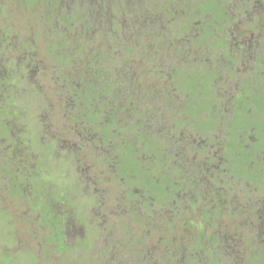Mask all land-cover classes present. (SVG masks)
<instances>
[{
	"label": "rangeland",
	"instance_id": "374dc122",
	"mask_svg": "<svg viewBox=\"0 0 264 264\" xmlns=\"http://www.w3.org/2000/svg\"><path fill=\"white\" fill-rule=\"evenodd\" d=\"M120 1H47L60 9L67 3L66 17L72 15L71 7L75 3L91 9L93 23L68 25L61 22L60 10L45 0H0V84L4 85V88L0 85V151L11 156L6 167L0 166V264H122V260L116 261L117 254L140 264L148 255L143 256V250L168 247V240L172 241L174 236L169 233L171 227L179 232L170 248L187 261L197 259L204 250L200 244L187 239L185 222H202L203 215L214 216L215 211L209 207L214 203L203 199L198 207L188 204L196 175L188 176L176 186L175 178L161 174L169 171L167 157L171 158L173 173L184 174L180 170L181 160L170 150L174 147L179 151L181 141L196 148L190 152L194 159L189 155L184 161L187 167L193 168L192 162L197 160L201 163L202 154L207 159L213 157L210 151L203 153L202 143L219 151L226 160L221 166V156L207 163L211 172L216 171L215 164L223 171L215 179L208 176L214 187L209 196L219 194L216 190L221 187L222 192L238 194L239 199L232 203L233 197L222 198L226 202L225 216H234L243 225L240 229H217L224 236L225 255L237 264H246L244 254L256 261L254 264H264V255L258 252L254 259L245 252L248 239H252L246 233L247 218L256 210L255 203L247 199L264 195V183L262 189L257 188L264 178L254 155L263 145L257 144L246 152L239 137V133L255 127L254 136L264 143V85H259L257 94L250 95L251 102L246 109L251 115L242 112L239 119L243 123L238 121L235 126V111L230 115L229 137L221 134L217 140L206 139V136L216 137L220 129L215 117L221 119L219 114L224 111L220 110L221 105L215 106L216 101H226L212 91L217 73L211 68L228 73V65L220 67V59L224 58L234 61V67L238 65L232 49L235 45L227 37L235 32L236 21L232 16L237 18L244 10L249 12L250 17L240 16L245 24L241 28L252 23L254 15L257 21L261 18L264 21V0L260 1L261 5L251 0L254 5L245 4L244 10L239 0H169L165 9L157 6L160 0H124L121 7ZM128 1L133 3L130 8ZM255 5L261 8L257 13L252 12ZM183 18L192 21L189 25L195 26V33L187 30L189 26L186 20L183 23ZM119 19L125 28L123 34L118 32ZM182 25L185 30L181 29ZM107 34H113L112 37L118 34V37L114 41ZM194 34L198 35L196 42L190 37ZM50 41H57L58 46ZM79 46L86 51L70 58ZM103 49L110 50L106 53L108 56ZM174 58L179 60L174 62L175 66L171 63ZM111 66H115L113 76L120 77L124 83L123 93L133 91L135 103L131 100L133 104L127 103V109L126 102L113 95H107L112 99L107 104L92 102L98 98L90 90L84 95L90 83L102 93L106 79L98 71L104 67L108 71ZM111 89L108 87L106 91ZM69 106L81 109L74 111ZM68 116L71 120L79 117L76 120L82 137L91 140L96 135L97 143L84 142L87 147L83 151L62 149L67 140H72L77 147V125ZM112 123L116 137L104 138L101 145L104 137L101 127ZM111 129L104 130L106 136L111 135ZM208 131L212 133L206 134ZM15 136L21 138L17 141L18 147ZM120 143L124 149L115 150ZM99 147L118 154V159L111 156L106 164L99 163L96 158ZM25 158L29 165L21 166L20 160ZM229 173L242 178L243 183L230 181ZM18 185L17 191L13 187ZM171 191L177 195H171ZM61 211L67 213L58 239ZM191 227L198 232L202 230L199 224ZM195 230L190 231L191 240L199 238ZM244 240V247L238 245ZM140 241H144L141 246ZM109 242L116 246L113 257ZM137 253L142 256H136ZM220 254L218 251L214 255L213 263L214 256L204 260L224 264L217 261Z\"/></svg>",
	"mask_w": 264,
	"mask_h": 264
},
{
	"label": "flooded vegetation",
	"instance_id": "af4514ba",
	"mask_svg": "<svg viewBox=\"0 0 264 264\" xmlns=\"http://www.w3.org/2000/svg\"><path fill=\"white\" fill-rule=\"evenodd\" d=\"M260 1L261 0H258V1L256 0V1H254V3L261 5ZM226 2H234V1L227 0ZM238 2H243L240 4L241 10L246 9L245 4H246V6L248 4L251 7L254 5L253 2L251 3V0H239ZM222 3L223 2H221V4ZM221 8H222V5H221ZM263 8H264V5L262 6V10H263ZM260 9H261L260 6L255 5L252 12L257 13L260 11ZM222 12H224V10ZM243 15H247L248 17H250L249 12H246V10L239 13L237 18L236 17L234 18L233 17L234 15L232 16L233 20L236 21L235 32H233L231 35H229V34L227 35L228 39L230 38L231 42L235 45V47L232 49H234L233 51L236 54L235 63H237L238 65L234 67L232 65L234 63V61H232L230 59L225 60V58H224V60L220 59L222 61V66H220V67L228 65L230 67L228 73H224L222 71H219V69L211 68L212 71H216V73H217L216 79H214L212 81V86H213V87L211 86L212 91L213 92L215 91V92H218L219 94H221L222 99H226V101L220 100V102H219L216 98H214V101H216V100L218 101V102L216 101L215 106L217 107V106L221 105L220 110H222L224 112H221L219 114L221 119L215 117L216 125L220 128L217 136L216 137H207L206 136V139L215 138V140H217L219 135H221V134H224L225 136L229 137V134H230L229 128L231 126L229 123L230 115H232V113L235 111V126H236V124L239 123L238 121H242V123H243V120L239 119L241 116V113L246 111L247 116L251 115V111L246 109V107L249 106L250 102H251V96L250 95L257 94L258 90H259L258 89L259 85L260 84L264 85V21L262 18L260 21H257L256 20L257 16L254 15L253 16L254 19H252V21H250L252 23L246 24L245 28H241L242 25H245V24H244V21L240 20L239 18H240V16H243ZM184 20L187 21L188 26H189L187 28V30H189L190 32L193 31V33H195V31H194L195 26L189 25V22H192V21L189 20L188 18H183V23H184ZM184 25L181 26V29L184 28V30H185ZM221 25H223V24H221ZM171 27H172V24H171ZM156 31H158V30H156ZM223 32H225V31H223ZM190 37H194L193 40L196 42L198 35L196 34V36H195V34H194V36L191 35ZM180 51L177 50V52H180ZM181 55H183L182 52H181ZM76 57H78V55ZM181 58H182V56H181ZM226 58H229V57H226ZM174 62L178 63L179 60L174 58L173 63H172L173 65H174ZM122 63H123V61H122ZM180 64H181V62H180ZM239 65H242V66L239 67ZM172 76L173 75L171 74V77ZM207 76H208V74H206L203 78L206 79ZM68 80L69 79H66L65 81H68ZM118 80L119 79H116L115 76L113 78H112V76L107 77L106 81L104 82L105 84L102 86L103 88L101 89L102 93L100 94V92H98V94H99L98 96H100V97H98V96H96V94H94V98L97 97L98 99H97V101H95L93 99L92 102H96V103L99 102L98 104L105 102L107 104V102L112 100V99L110 97L108 98L107 95H111V94L106 91V88L112 87V89H114L115 91L118 89L116 91V92H118V95H116V92H115V94H113L114 98H120L121 101L126 102L125 103L126 109H127V103L128 104L129 103L130 104L135 103L134 101H133V103H131V100L129 98H127L128 97L127 92L125 94L123 93V84L124 83L122 81H120V83H119ZM108 81H110V83H107ZM125 84H126V86L128 85L127 81L125 82ZM0 85H1V87L4 88L3 84H0ZM118 85H119V88H117ZM173 85H175V84H173ZM173 85H171L170 87H172ZM87 88H88V84H87ZM87 91L84 93V95L87 93ZM69 101L72 102V99ZM107 106L111 107V104H108ZM82 107H85L87 109L85 104H83ZM69 108H70V110H74V111H78V110L80 111V109H81L80 106H78L76 108L74 106H69ZM87 110L90 112V109H87ZM225 114H226V116H225ZM76 118H79V117H75L74 120H71V118L69 117V121L71 120L70 121L71 123L77 125V128H76V133H77V135H76L77 143L76 144H77V147H74V144L72 143L73 141L70 139L71 141L67 140V141L63 142L66 146L62 147V149L75 148L78 150L81 149V151H83V149L85 147H87L86 145H83L84 142L92 143L91 145H95L97 143L98 139L95 141V138H97L96 135L91 140H87L84 137H82L81 133L78 130L79 120H76ZM222 122H225V124L220 125ZM112 126H113V123L110 125L105 124V125H103V127H101L102 128L101 131L103 132V129H107V128L111 129ZM71 127H74V125H71ZM66 128L69 130V127H66ZM89 129L93 130L92 128H89ZM246 130H248V132L239 133V137L241 138L240 143H241L242 149L244 151H246V152L250 151L253 148V146H255L257 144L263 145L260 150H258L257 152L254 153V155H255V159L260 162V166L262 168L260 170V175L264 178V143L259 142V139L256 136H254L253 132L256 130L255 127H251V128L246 129ZM211 131H213V130H211ZM211 131H208L206 134H208L209 132L212 133ZM6 133L12 134V132H10V131H6ZM115 134H116V132H115V129L113 128V130H111L110 136L103 137V139L101 141V145H103L104 138L113 140L114 137H116ZM104 136H105V133H104ZM14 139L16 140L15 141L16 146L18 147L19 145L17 144V141H18V139L20 140L21 138H16V136H15ZM243 142H245L246 144ZM191 145H192L191 143L185 145L181 141V148L179 151H176L174 147H171L172 149H170L171 151H173V153H176L177 157H179V159L181 160L180 170L184 171V174L183 173L178 174L177 170H176L177 174H174L172 169H171L172 167H171L170 161H169V163H170L169 164V166H170L169 171L166 172V174L165 173H161V174L167 175L171 179L175 178L173 180V182L176 186H178V184H180V183H183L188 176L190 177V175H196L197 178L194 181L192 180L193 191L190 195L191 198H190V202H188V204L193 205L194 207H198L200 204V201L203 199H205L206 201H210V202H211V200L213 201L214 205L213 206L209 205V207H210V210L215 211L214 216H212L213 214H211V215L207 214V215H203L202 222H188L187 223V221H186L185 222L186 225L184 223L185 230H187L185 232L187 235V239L193 244H200V246L204 250V253L201 256H198L197 259H195L194 261H187L182 255L177 254L175 251H173L170 248V246H172L173 243L175 242L174 236L179 231L175 232L173 230V228L171 227L169 233L174 234V236L172 238L170 237L172 241H169L170 239L168 240V247L163 248L161 250L153 249V248L143 250L142 255L145 256L147 253L148 254L147 257H149V258L143 257V261L140 262V264H210L211 261L206 262L204 260V257H208L210 255L214 256V255H216V253H218V251H219V253L221 252L222 254L219 255L217 261H219L220 263L223 262L224 264H237V261L233 262L232 260H230L228 258L227 255H225V251L223 248V246L226 244L224 242V236L217 229H220V228H223V229L238 228V229H240V227H239L240 225L243 227L242 222L240 220H238L237 218H235L234 216H232L230 218L225 216V204H226V202H224L222 200L223 197H225V198L233 197L232 203H234V202L237 203L239 201V199L237 200L238 194L232 195V193H229L227 191L224 193V192H222L221 187H219L220 190H216V191H219V194H216L214 192V194H216V195L214 197H210L209 194H212L211 192H213L214 187L212 189V185L209 183V180H207L208 176L215 179L218 173L223 172V171H220L219 165L221 166L224 163L223 160H225V158H224V156H222L220 154L219 151L215 152L213 147L208 146L207 144L204 145L202 143V145H200V147L202 148L201 150L203 151V153H207L210 151L211 154L213 155V157L212 158L209 157L207 159L206 154H204V157L202 154L201 163H199L198 160L197 161L194 160L195 163L192 162L193 168L187 167L184 164L185 159H187L189 155L191 157H193V154H191L190 152H194L196 150V148L191 146ZM120 146H121V143L119 144V146L117 145V148L115 150L122 149V148H120ZM95 147H97V146H95ZM20 149L21 148H19L18 151ZM111 150H112V148H111ZM185 150H187L189 153L187 151L185 152ZM73 152H76V151L71 150V153H73ZM2 153L3 152L0 153V166L6 167L9 164L8 160H10L11 156H8L7 154L4 155ZM17 154L19 155V157H21V155H22L19 152H17ZM15 155L16 154H14L12 156L15 157ZM71 156H72V154H71ZM111 156H113L115 159H118V154L113 153V151L109 152V151L104 150L103 148L99 147V153L96 155V158L98 159L97 161H99V163H102V164L105 163L106 164V161H108L111 158ZM220 156H221V158H220ZM218 158L221 159L220 164L219 165L215 164L216 171L211 172L210 170L207 169V163L210 160H217ZM193 159H194V157H193ZM163 160H165L164 157H163ZM182 162H183V164H182ZM225 162H226V160H225ZM20 163H21V166L22 165H27V166L29 165L27 158L21 159ZM117 164H118V162H117ZM36 166H37V164H36ZM246 167H247V169L252 170V168L249 167L248 165ZM142 169L148 171L150 168L149 169L142 168ZM163 170H165V169H163ZM28 171H30V170H28ZM128 175H129V173L125 176H128ZM228 176L230 177V181H233V183H235V182H237L239 184L243 183V179L242 178L240 179V177H237L235 175H234L235 176L234 177L230 173L228 174ZM153 177H152L153 180L155 182H157V177L156 176H153ZM15 179L16 178H14V180ZM244 183H251V182H244ZM263 183H264V180L258 187L256 185L255 186L259 189H262L261 186ZM214 185H216V184H214ZM18 187H19V185L16 187L14 186L13 188L14 189L16 188V190H17ZM165 190L167 192H169L168 188H166ZM170 193H172L171 195H177V194H174L172 191ZM242 193H245V192L242 191ZM206 194L209 197H207ZM263 194H264V192H263ZM64 198L67 199L65 197V195H64ZM150 199H151V197H150ZM152 199H154V198H152ZM61 200H63V199H61ZM247 200H249V202L255 203L256 210L254 211V213L252 215H249L247 218V222L249 223V225H248V230L246 231V233H248V234L250 233L252 239L251 240L248 239V242H249L247 244L248 249L246 248L245 252H249L250 253L249 255L252 254L254 259H255L258 252L260 253L259 254L260 256L263 257V255H264V195H260L258 197L254 196V198H251L250 196H248ZM182 203H185V202H182ZM181 209H182V206H181ZM206 211H208V209H206ZM66 213H67V211L66 212L61 211V213H60L61 216L58 217V223H61V225L58 224L60 226V229H57L58 234H59L58 239L61 238L60 237L62 234L61 233V227H62V224L65 220L64 218L66 217L65 216ZM215 218L219 219V221H214ZM238 221L240 222L239 225H237ZM83 224H87V223L83 222ZM193 224H199L201 229H202L201 232H198L195 229H193L191 227ZM228 224L231 227H229ZM211 229H213L215 232L211 233L210 232ZM156 230H158V229H156ZM191 230H195L198 233L197 235L199 236V238H197V240H191V237L193 238V236L191 235V232H190ZM160 232H162V231H160ZM181 232H183V231H181ZM214 235H217L218 239L214 238L213 237ZM170 236H172V235H170ZM244 238H245V233L243 234V239ZM212 239L216 243H214V241ZM140 242H141V244L139 246L144 244V241H140ZM210 243H212V244H210ZM239 244H241L244 247L246 245L245 240L243 243H238V245ZM109 245L112 247V250H113L112 257H113V256H115L114 252H115L116 246L110 244V242H109ZM118 250H119V252H121V249H118ZM209 251H210V255L208 254ZM137 255L142 256L139 253H137L136 256ZM117 256H118L117 258H119V259L121 258L120 260L123 261V262L121 261L122 264H134L133 263L134 261H130L129 259H124V257L120 256L119 254H117ZM244 257L247 260L246 264L256 263V261L251 260V257H249L250 258V260H249L247 258L246 254H244ZM215 258L216 257L214 256L212 263L214 262Z\"/></svg>",
	"mask_w": 264,
	"mask_h": 264
},
{
	"label": "trees",
	"instance_id": "16d2710c",
	"mask_svg": "<svg viewBox=\"0 0 264 264\" xmlns=\"http://www.w3.org/2000/svg\"><path fill=\"white\" fill-rule=\"evenodd\" d=\"M46 2L47 1H49V0H45ZM52 1V0H51ZM56 1H58V0H56ZM122 1H124V0H121L120 1V3H119V6L121 7L122 6V4H123V2ZM126 2H127V0H125ZM150 2L151 1H153V0H149ZM157 1H159V0H157ZM167 1H169V0H160L159 1V3H157V6H160V8H163V9H165L166 8V6H165V3L167 2ZM48 4H52V7L53 8H55V9H58V10H60V20H61V22L62 23H67L68 25H70V23L71 22H74V23H82V22H87L88 21V23H89V25L91 24V23H93L94 21H92V15H91V13H92V11H91V9L90 8H88V6H85V5H83V4H74V5H72V7H71V11L73 12V13H71L70 12V10H69V13H71L72 15L71 16H69V17H66L67 16V3H66V7H65V3H63L62 5H63V8L64 9H60V7L59 6H57V5H55V4H53V3H51V2H47ZM143 3V2H142ZM144 3L145 4H147V1H144ZM105 4H107V2H105ZM128 5H129V8L130 7H132V5L131 4H133L132 2H129L128 1V3H127ZM144 5V4H143ZM116 7V6H115ZM148 9H151V8H148ZM53 14H54V12H52ZM52 13H49V14H52ZM93 14V13H92ZM192 17H194V16H192ZM119 21H120V19L118 20V22H117V27H118V32L119 33H122L123 34V31H125V28H123L124 27V25H122L121 23L119 24ZM123 26V27H122ZM87 28H89V27H87ZM156 30H158V28L156 29ZM74 31H76V30H74ZM170 32H171V28H170ZM155 34L157 35L158 34V31H155ZM170 34H172V33H170ZM107 35H109L108 37H110V35H111V37L110 38H112V40H116L117 39V37H118V34L116 35V36H114V37H112V35L113 34H107ZM154 35V34H153ZM172 35H174L175 36V34H172ZM158 36V35H157ZM82 38H83V36H82ZM122 38H123V35H122ZM108 39V38H107ZM101 40H103V37L101 38ZM50 42H52L54 45H56V47L58 46L57 44V41H50ZM84 51H86V49L85 48H83L82 46H79V47H77L76 48V52H75V56H72V57H70V58H72V59H74L77 55H81V54H83L84 53ZM103 51H104V55H107L108 56V54H106L107 52H109L107 49H103ZM106 56V57H107ZM156 58V57H155ZM156 61H157V59H155ZM158 62V61H157ZM171 63H173V62H171ZM158 64H159V67H162V65L158 62ZM162 64H163V62H162ZM103 67V66H102ZM114 67L115 66H111L110 67V69L107 71L106 70V67H104L105 69L104 70H101V71H98V73H99V75H101V76H103V78H105L106 79V77H110V76H112V78L114 77L113 75V69H114ZM159 67H157V68H159ZM165 69V68H164ZM164 74V73H163ZM61 75H63L64 77H67V76H65V73H61ZM152 75H149L148 77H151ZM117 79H119L118 80V82L120 83V81H122V79L120 78V77H118ZM123 82V81H122ZM107 83H110V81H108ZM176 85V84H175ZM105 89V88H104ZM87 90H90V92H92L93 94H96V96H98L99 94H98V90H97V88L95 87V86H93L91 83L90 84H88V88H87ZM86 90V91H87ZM131 92H133L132 90H131ZM129 93L128 91H127V96H128V98L130 99V100H132L133 101V99H132V93ZM109 93L111 94V95H113V94H115V90L114 89H111V91H109ZM116 95H117V92H116ZM142 116V115H141ZM141 116H140V118H141ZM104 130L105 129H103V134L105 133L104 132ZM111 130H113V128L111 129ZM104 137H108V136H104ZM127 156H129V155H127ZM168 158V161H170L171 160V158H169V157H167ZM182 164H183V162H182ZM116 261H121L119 258H117L116 259Z\"/></svg>",
	"mask_w": 264,
	"mask_h": 264
}]
</instances>
